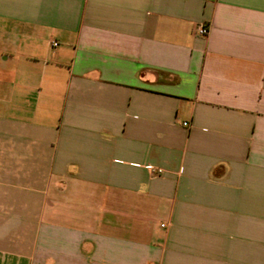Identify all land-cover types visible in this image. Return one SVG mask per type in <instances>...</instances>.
I'll use <instances>...</instances> for the list:
<instances>
[{"label":"crops","instance_id":"obj_1","mask_svg":"<svg viewBox=\"0 0 264 264\" xmlns=\"http://www.w3.org/2000/svg\"><path fill=\"white\" fill-rule=\"evenodd\" d=\"M0 264H264V0H0Z\"/></svg>","mask_w":264,"mask_h":264},{"label":"built area","instance_id":"obj_2","mask_svg":"<svg viewBox=\"0 0 264 264\" xmlns=\"http://www.w3.org/2000/svg\"><path fill=\"white\" fill-rule=\"evenodd\" d=\"M196 33H197L198 35H200V36L205 37V36L208 35L209 31H208V28H207V27L201 25V26H199V27L197 28ZM53 46H54V47H57V46H58V43H57V42H54V43H53ZM184 126H189V125H188L187 123H184Z\"/></svg>","mask_w":264,"mask_h":264}]
</instances>
